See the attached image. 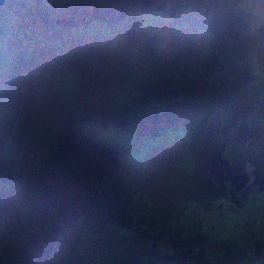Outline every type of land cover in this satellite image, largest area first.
<instances>
[{"label":"rangeland","instance_id":"rangeland-1","mask_svg":"<svg viewBox=\"0 0 264 264\" xmlns=\"http://www.w3.org/2000/svg\"><path fill=\"white\" fill-rule=\"evenodd\" d=\"M258 72L260 0H7L0 264H264Z\"/></svg>","mask_w":264,"mask_h":264},{"label":"trees","instance_id":"trees-1","mask_svg":"<svg viewBox=\"0 0 264 264\" xmlns=\"http://www.w3.org/2000/svg\"><path fill=\"white\" fill-rule=\"evenodd\" d=\"M147 6V5H146ZM145 6V7H146ZM254 9L255 10H253V11H249V12H251V13H249V15H252V16H254V13H256V12H260V7H258V8H256V7H254ZM161 12H162V16L163 15H165V13H164V11H160L159 13L161 14ZM166 12V11H165ZM243 14H245V13H243ZM261 15V14H260ZM177 18V17H176ZM176 18H170V17H168L167 19H169V21L170 20H172V21H170V22H168V24H174L176 27L178 26L179 27V25H181L182 24V22L181 21H179V22H177V19ZM192 19V23L191 24H193L194 26H198L199 28H200V30L201 31H203V32H208L207 30H206V27L205 26H202L201 24H200V22H199V24H198V22L196 21V19L193 17V18H191ZM212 21V20H211ZM187 23H189V22H187ZM247 23H249V24H252V22H251V20L250 21H247ZM139 24L140 25H143V27L141 26V31H143V32H145V34L143 35L144 37L146 36V38H147V36H149V38H153V40L155 41L154 42V45H155V43H156V39H157V41L160 39V38H163V40H160L159 42L160 43H158V44H156V48H155V50H160V52L162 51V52H164V51H168L167 49H162L163 47H167L166 45L167 44H165L166 43V36H164V34H159V33H156L155 32V34H154V32H150L151 30H149V28L147 27V29H146V26H148V24L149 25H151V24H154V22H152V21H149L148 19L147 20H145L144 22H139ZM129 25H132V26H137V24L135 23V22H131ZM253 25V24H252ZM251 25V26H252ZM202 27V28H201ZM209 29V28H208ZM157 35H159L160 37L159 38H157ZM199 38H205L204 40L205 41H209L211 38H207V37H205V35L203 36V35H201V32L199 33ZM148 39V38H147ZM234 41V40H233ZM163 46V47H162ZM177 51H179L180 52V50H177ZM173 52H175L176 54H177V52L176 51H173ZM236 51H232V59H229L228 61H229V64L230 65H232V67H230L231 69L229 70V69H226V70H224L225 72H234L235 74H234V77H232V75L231 74H233V73H231V74H229V75H227L226 76V74H221L222 76H226L227 78H232V80H235V77H237V75H241L240 74V72H242V70H244V68H243V66L245 65V68L249 65V61L251 62V63H253V64H255L256 66H257V62H258V59H257V57H254V60H252V59H249L246 55H248V54H244V55H240V54H237V53H235ZM181 53V52H180ZM179 53V54H180ZM181 54H183V53H181ZM161 55V54H160ZM212 57H214L213 55H212ZM228 57V56H227ZM226 57V58H227ZM249 60V61H248ZM243 63V65H241ZM223 64V63H222ZM222 64H218L217 66H216V68L218 69L220 66H223ZM261 73V75H260V77H261V82L264 84V73L263 72H258V74H260ZM228 74V73H227ZM225 77V78H226ZM260 79V78H259ZM259 81V80H258ZM227 95V94H226ZM138 103H139V101H138ZM146 104H148V103H146ZM148 106V105H147ZM141 107H142V105H141ZM131 112V111H130ZM247 142H249V140L247 141ZM136 151H137V154H139V150L138 149H136Z\"/></svg>","mask_w":264,"mask_h":264},{"label":"water","instance_id":"water-1","mask_svg":"<svg viewBox=\"0 0 264 264\" xmlns=\"http://www.w3.org/2000/svg\"><path fill=\"white\" fill-rule=\"evenodd\" d=\"M7 0H0V9L5 5Z\"/></svg>","mask_w":264,"mask_h":264},{"label":"clouds","instance_id":"clouds-1","mask_svg":"<svg viewBox=\"0 0 264 264\" xmlns=\"http://www.w3.org/2000/svg\"><path fill=\"white\" fill-rule=\"evenodd\" d=\"M260 3H261L262 5H264V0H260Z\"/></svg>","mask_w":264,"mask_h":264}]
</instances>
